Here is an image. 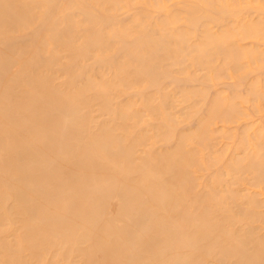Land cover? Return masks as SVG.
Instances as JSON below:
<instances>
[{
  "label": "bare ground",
  "instance_id": "6f19581e",
  "mask_svg": "<svg viewBox=\"0 0 264 264\" xmlns=\"http://www.w3.org/2000/svg\"><path fill=\"white\" fill-rule=\"evenodd\" d=\"M0 264H264V0H0Z\"/></svg>",
  "mask_w": 264,
  "mask_h": 264
},
{
  "label": "rangeland",
  "instance_id": "374dc122",
  "mask_svg": "<svg viewBox=\"0 0 264 264\" xmlns=\"http://www.w3.org/2000/svg\"><path fill=\"white\" fill-rule=\"evenodd\" d=\"M225 87V86H224Z\"/></svg>",
  "mask_w": 264,
  "mask_h": 264
}]
</instances>
